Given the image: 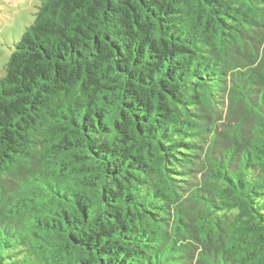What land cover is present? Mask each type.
Instances as JSON below:
<instances>
[{
  "label": "trees",
  "instance_id": "obj_1",
  "mask_svg": "<svg viewBox=\"0 0 264 264\" xmlns=\"http://www.w3.org/2000/svg\"><path fill=\"white\" fill-rule=\"evenodd\" d=\"M0 264H264V0H41L0 76Z\"/></svg>",
  "mask_w": 264,
  "mask_h": 264
},
{
  "label": "rangeland",
  "instance_id": "obj_2",
  "mask_svg": "<svg viewBox=\"0 0 264 264\" xmlns=\"http://www.w3.org/2000/svg\"><path fill=\"white\" fill-rule=\"evenodd\" d=\"M41 0H0V76L14 44L34 19Z\"/></svg>",
  "mask_w": 264,
  "mask_h": 264
}]
</instances>
